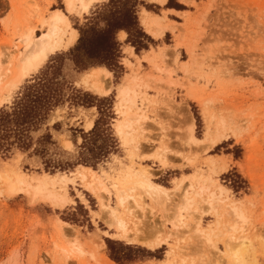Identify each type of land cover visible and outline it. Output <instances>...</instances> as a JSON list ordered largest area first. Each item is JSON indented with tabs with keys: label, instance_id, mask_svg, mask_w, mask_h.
I'll return each mask as SVG.
<instances>
[{
	"label": "rangeland",
	"instance_id": "obj_1",
	"mask_svg": "<svg viewBox=\"0 0 264 264\" xmlns=\"http://www.w3.org/2000/svg\"><path fill=\"white\" fill-rule=\"evenodd\" d=\"M110 1H95L88 13L80 14L78 9L70 10L66 0H0L14 5L0 19V62L10 65L26 50L27 36L40 35L52 12L61 9L67 14L70 27L78 31V38L51 54L40 73L49 70L51 75L57 66L56 76L65 90L70 92L69 88H73L72 80L79 85L76 90L102 98L96 87L101 86L103 73L93 69L98 66L79 71L69 51L78 43L80 28L92 21L96 11H105ZM134 1L140 26L150 40H146L147 48L137 52L125 30V41L118 38L122 30L116 33L121 43L119 66L101 67L112 72L107 97L112 99L111 128L117 150L95 167H89L96 170L99 187L103 183L109 188L108 204L123 212L128 233L159 238L163 243L155 251L143 243H127L116 224H110L105 217L98 186L91 188L81 178L80 166L84 164L51 172L40 155L30 153L21 161L17 152L23 150L14 148L8 154L0 151V174L6 170L12 173L14 169L30 175L65 174L63 181L59 176L55 178L56 189L69 199L84 197L90 210L77 202L74 208L61 212L57 210L59 204L40 197L37 199L47 203L32 210V194L10 193L8 182L0 178V264H109V259L112 264H144L150 259L159 264H259L264 260V0H171L167 8L178 11L169 12L161 11L162 7L152 0L131 2ZM146 9L161 17L154 20ZM98 22L105 24L103 19ZM157 25L165 27L158 37L152 33ZM68 34L64 35L66 40ZM131 47V55H127L126 49ZM123 59L127 60L126 65L122 64ZM65 66H70L71 71L65 72ZM35 76L33 71L19 86L0 92V100L7 96L0 105H12L8 102H14ZM134 76L137 80H133ZM123 84L136 91L135 105L118 98ZM90 107H96L97 116ZM123 109L143 116L141 125H135L130 142L116 129ZM98 116L97 106L83 102L69 100L57 107L47 124L50 132L53 138H66L73 143L77 152L74 157L65 155L56 141L52 156L75 161L83 135L90 131H86L88 122L95 119V125ZM189 116L193 117L191 131L196 137L211 141L228 135L232 139L227 149L231 161L228 167H221L220 154L212 148L185 140L188 126L183 121ZM145 132L159 136L155 148L160 154L167 157L177 153V167L162 171L157 161L143 163L133 159L145 147H152L145 143ZM188 140H192L191 132ZM143 166L151 169L155 182L170 189L169 198L157 200L158 203L141 189H135L125 207H121L114 182L118 181L120 187L122 182L133 186L136 178L127 172ZM184 204L183 224L175 227L168 221L169 216L178 213ZM232 207L244 219L234 214ZM240 236L246 237L244 242L239 241ZM78 244L85 251L83 255L66 253ZM110 245L121 254L136 255L137 250L130 247H142L152 255L119 263L111 257Z\"/></svg>",
	"mask_w": 264,
	"mask_h": 264
},
{
	"label": "trees",
	"instance_id": "obj_2",
	"mask_svg": "<svg viewBox=\"0 0 264 264\" xmlns=\"http://www.w3.org/2000/svg\"><path fill=\"white\" fill-rule=\"evenodd\" d=\"M131 1L111 0L105 11H96L92 21L80 28L78 43L69 51L79 71L94 66H106L110 69L119 66L121 43L116 33L120 30L128 33V41L136 47L137 52L148 47L146 40H150V37L140 26L137 4H134L136 1ZM101 19L105 21L104 26L98 24ZM53 68L51 75L49 70H44L35 76L20 91L14 103L0 111V151L8 154L14 148L23 150V147H30L32 132L41 130L48 124L57 107L72 100L74 103L83 102L87 106H97L99 112L93 129L83 135V143L76 160L63 161L52 156V153H56L54 148L57 147V142L52 137L48 125L45 138L41 139L35 153L44 159L46 168H51V172L70 169L78 164L95 167L117 150V141L111 128L112 99L94 97L71 87L68 92L56 76L58 67ZM92 99H96V102ZM109 247L111 257L119 263L152 255V252L142 247H130L137 250L136 255L121 254L113 249L112 245Z\"/></svg>",
	"mask_w": 264,
	"mask_h": 264
},
{
	"label": "bare ground",
	"instance_id": "obj_3",
	"mask_svg": "<svg viewBox=\"0 0 264 264\" xmlns=\"http://www.w3.org/2000/svg\"><path fill=\"white\" fill-rule=\"evenodd\" d=\"M95 1L98 0H66V4L70 10L78 9V12L80 14H86L89 12L91 5ZM144 20L145 23H149L148 18H144ZM69 27L70 24L67 14L61 9L54 10L48 19L46 29L40 35L32 36V37H30L29 35L27 36L26 40L28 41V46L24 52L19 54L15 58V60L11 62V64L8 66H5L2 62H0V92L5 90L9 91L19 86L22 83L23 79L28 75H30L37 66H42L43 63L49 58L51 54L55 53L56 51L60 50L66 45L75 43L78 38V31L75 28L72 27L69 28ZM164 29L165 27L157 25L156 30L155 31L152 30L153 31L152 33H154L156 37H158L163 35V33L165 32ZM67 32H69V34H68V39L66 40L64 35ZM149 52L150 50H147L146 53L150 54ZM93 69L103 73L101 86L99 85L96 87L98 92L102 93L104 91H107L108 93H110L111 76H112L111 70L101 66L94 67ZM126 77L127 75L125 76V78ZM133 80H137V77L134 76ZM123 85L126 91L122 94L120 91L121 88L120 86L118 91V98H120L121 102H126L128 104L135 105L136 91L132 90V88H130L126 84ZM4 101H7V96L1 98L0 103H3ZM142 119H143L142 115H138L137 113L135 114L133 112L124 111L123 109L121 118L118 120V123L116 124V129L118 134L124 136L128 140V142H130V140L134 138V131L136 130L135 125H139V124L141 125ZM94 120L95 119H91L88 122L87 129L94 123ZM191 139L196 141L205 140V139H200L195 135H193L192 131H191ZM80 167H83V169L80 170L79 173L81 175V178L84 180V182L86 181L87 185L94 189L96 188V186H98L97 191L100 194V198L103 203L102 206L105 211L104 212L105 217L109 219L108 222L110 224H116L117 228L126 236V238L131 237L133 240H141V243H143V240L145 238L136 237L128 233L127 221L123 215V212H121L118 208L117 209L114 207L111 208L109 206L107 194L110 193V190L103 183H101V187H99L95 172L96 170H94L89 166H84V165H81ZM11 172L12 173H9L6 170L1 172L0 174V178H4L5 181L8 182V188L10 193L16 194L20 192L19 190L22 188L23 192L25 191L31 193L34 199L40 197L41 199L49 200L53 204H60L65 198H67L66 193H60L56 189L57 180L55 179L57 176H59L63 181L66 178L65 174L52 175L48 173H43L40 175H30L18 169H14ZM127 174L128 176H132L136 178L133 186L127 187L128 185L122 182V186L120 187L118 181L114 182V187L117 191L118 203L121 207H125V204L129 201L130 197H132L131 193L134 192L135 189H141L143 193L154 198V200L156 199V201L160 199L162 200V198L164 197L169 198L170 189H168L167 187H165L164 185L158 182H155L153 180L154 173L151 171V169L147 168L146 166H143L140 169H137L136 171H134L132 168H129ZM118 180L120 179L118 178ZM220 188L222 190L224 189L223 187ZM184 208H185V204L179 208L178 213L175 212L174 214L169 216L168 221L171 222L173 226L180 227L183 224L184 215L182 214V210ZM232 210L234 211V214L236 213L237 216L239 215L238 217L241 218L243 217V214H240L236 207H232ZM206 238L208 240L210 236L209 238L208 237ZM245 238L246 237L244 236L238 237L239 241H243V242ZM231 239H234L233 236H231ZM228 245L230 249V244ZM67 252L70 256L71 255L81 256V254L83 255L85 251L82 248V246L78 244L75 246L74 245L71 246V248H69V250H67L66 253ZM238 256L239 255L235 256L237 260H239Z\"/></svg>",
	"mask_w": 264,
	"mask_h": 264
},
{
	"label": "snow or ice",
	"instance_id": "obj_4",
	"mask_svg": "<svg viewBox=\"0 0 264 264\" xmlns=\"http://www.w3.org/2000/svg\"><path fill=\"white\" fill-rule=\"evenodd\" d=\"M160 3L163 6L167 7L169 5V0H160ZM0 7L4 8V12L0 13V19H4L6 14H8L9 9L14 7V5H10L7 2H4V3H0ZM118 38L120 41H125L127 39V33L125 31H120L118 34ZM132 51H133V49H131V48L126 49V54L131 55ZM49 59L50 58H48V62H49ZM47 63H45L43 66H37L34 69L35 75H38L42 71V69L46 66ZM122 64L126 65L127 60L123 59ZM70 71H71V67L65 66V72H70ZM70 82L72 83L73 88L79 89L78 84H73L72 80ZM120 91L122 94L126 91L124 85H121ZM108 95H109V93L107 91H104L101 93L102 98L107 97ZM112 95H115V92H113ZM8 103L12 104L14 102L10 100ZM6 106L7 105H0V111H2L4 109V107H6ZM88 109L90 111H92L94 114H96V116H97L96 107H90ZM182 110L185 112V116H186L187 115V109L184 108ZM183 123L188 126L185 129V133H186V135L184 137L185 140H187L189 143H202L205 148H212L216 153L220 154L218 162L220 163L222 168H226L231 164V161L229 160V157H228L227 149H228V146L233 143V141L231 138H229L228 135L218 136L215 139H212L211 141H209L207 139H205L204 141L188 140V134L191 132V126L193 123V117H190V116L187 117V119H185L183 121ZM93 127H94V123L86 131L91 130ZM46 132H47V125H45L44 129L41 131H33L32 135H31V141H32L31 146L26 147V149H25V147H23L22 153L17 152V159L22 161L24 159L25 155H28L30 153L35 154L36 149L39 147V142L41 141L42 138H45ZM144 135L148 137V139L145 141V143L151 144L152 147H145L144 150L139 153L138 157L134 154L133 159L138 158L143 163H152L153 161H157L160 164L162 171L167 170V169H173V168L177 167L178 161L174 160V157L177 155V153H171L167 157L163 154H160V151L155 148V144L159 142V136L154 135V134L150 135L147 132H145ZM54 139H55V141H57L59 143L61 148L64 150L65 155L72 156V157L75 156V154L77 152V148L73 143H69L66 138L55 137ZM221 149H224L223 153H221ZM19 191L22 193L23 189L21 188ZM92 195H95V194L93 193ZM77 202L83 204L86 208H88L90 210V204L88 201H86L84 199V197H80L79 199L65 198L59 205H57V210L63 212L65 209L74 208L76 206ZM46 203H47L46 201H40L38 199H33V200H31V204L33 206L32 210H38L42 206H44ZM103 235L106 236L107 233H104ZM116 239L123 240V237H117ZM127 243L139 244V243H141V240H133L131 237H128ZM160 243H163V241L160 240L159 238H145L143 240V246L145 248L152 250V251H155L157 248V245ZM109 264H112V262L109 261ZM144 264H159V261L155 260V259H150V260L144 262ZM259 264H264V260H261L259 262Z\"/></svg>",
	"mask_w": 264,
	"mask_h": 264
},
{
	"label": "crops",
	"instance_id": "obj_5",
	"mask_svg": "<svg viewBox=\"0 0 264 264\" xmlns=\"http://www.w3.org/2000/svg\"><path fill=\"white\" fill-rule=\"evenodd\" d=\"M151 2H153V3L157 4L158 6L162 7V10H161V11H164V12L178 11L177 9H174V8H167V7L163 6V5L160 3L159 0H152ZM147 11H148V12H147ZM146 13H150V14H152V16H154V20H155V17H157V16H158V18L161 17V14H158V13H156V12H152V10H148V9H146ZM131 48H132V47H131ZM132 49H133V48H132Z\"/></svg>",
	"mask_w": 264,
	"mask_h": 264
}]
</instances>
